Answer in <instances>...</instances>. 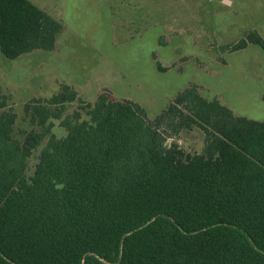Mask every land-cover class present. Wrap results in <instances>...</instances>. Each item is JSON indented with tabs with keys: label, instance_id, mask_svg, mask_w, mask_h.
I'll use <instances>...</instances> for the list:
<instances>
[{
	"label": "trees",
	"instance_id": "obj_1",
	"mask_svg": "<svg viewBox=\"0 0 264 264\" xmlns=\"http://www.w3.org/2000/svg\"><path fill=\"white\" fill-rule=\"evenodd\" d=\"M61 28L29 0H0L7 59L52 50ZM249 43L264 51L254 29L232 50ZM9 98L0 91V264H264V119L195 84L155 117L61 83L24 102L18 127ZM194 129L199 152L166 142Z\"/></svg>",
	"mask_w": 264,
	"mask_h": 264
},
{
	"label": "rangeland",
	"instance_id": "obj_2",
	"mask_svg": "<svg viewBox=\"0 0 264 264\" xmlns=\"http://www.w3.org/2000/svg\"><path fill=\"white\" fill-rule=\"evenodd\" d=\"M29 1L62 28L52 50L15 59L0 52V91L10 97L1 109L16 112V126H23L26 100L51 96L61 83L91 102L104 90L113 99H131L149 117L195 84L234 114L264 119V51L254 43L232 50L249 29L264 40V0ZM58 125L55 134H65ZM171 141L199 152L203 136L194 129Z\"/></svg>",
	"mask_w": 264,
	"mask_h": 264
}]
</instances>
